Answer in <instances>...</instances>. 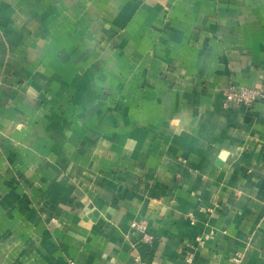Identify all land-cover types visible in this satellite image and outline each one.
Segmentation results:
<instances>
[{
    "label": "crops",
    "instance_id": "1",
    "mask_svg": "<svg viewBox=\"0 0 264 264\" xmlns=\"http://www.w3.org/2000/svg\"><path fill=\"white\" fill-rule=\"evenodd\" d=\"M0 264H264V0H0Z\"/></svg>",
    "mask_w": 264,
    "mask_h": 264
},
{
    "label": "built area",
    "instance_id": "2",
    "mask_svg": "<svg viewBox=\"0 0 264 264\" xmlns=\"http://www.w3.org/2000/svg\"><path fill=\"white\" fill-rule=\"evenodd\" d=\"M263 95L254 89L241 88L239 90H230L225 94L226 105H240L249 107L255 104ZM145 240L150 242L152 237H145Z\"/></svg>",
    "mask_w": 264,
    "mask_h": 264
},
{
    "label": "water",
    "instance_id": "3",
    "mask_svg": "<svg viewBox=\"0 0 264 264\" xmlns=\"http://www.w3.org/2000/svg\"><path fill=\"white\" fill-rule=\"evenodd\" d=\"M218 164L221 165V163L218 161Z\"/></svg>",
    "mask_w": 264,
    "mask_h": 264
}]
</instances>
